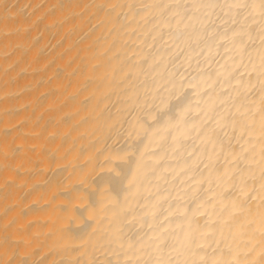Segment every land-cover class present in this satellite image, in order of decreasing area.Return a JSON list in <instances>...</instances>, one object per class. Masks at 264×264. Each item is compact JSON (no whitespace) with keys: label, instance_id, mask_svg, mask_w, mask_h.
I'll use <instances>...</instances> for the list:
<instances>
[{"label":"bare ground","instance_id":"6f19581e","mask_svg":"<svg viewBox=\"0 0 264 264\" xmlns=\"http://www.w3.org/2000/svg\"><path fill=\"white\" fill-rule=\"evenodd\" d=\"M261 5L0 0V264H264Z\"/></svg>","mask_w":264,"mask_h":264},{"label":"snow or ice","instance_id":"6c2138e0","mask_svg":"<svg viewBox=\"0 0 264 264\" xmlns=\"http://www.w3.org/2000/svg\"><path fill=\"white\" fill-rule=\"evenodd\" d=\"M261 7H262V10H264V0H262V5H261ZM129 187H131V182L129 183Z\"/></svg>","mask_w":264,"mask_h":264}]
</instances>
